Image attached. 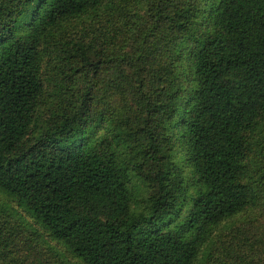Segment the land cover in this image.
I'll list each match as a JSON object with an SVG mask.
<instances>
[{
  "label": "trees",
  "instance_id": "16d2710c",
  "mask_svg": "<svg viewBox=\"0 0 264 264\" xmlns=\"http://www.w3.org/2000/svg\"><path fill=\"white\" fill-rule=\"evenodd\" d=\"M261 218L264 0H0V264H264Z\"/></svg>",
  "mask_w": 264,
  "mask_h": 264
},
{
  "label": "rangeland",
  "instance_id": "374dc122",
  "mask_svg": "<svg viewBox=\"0 0 264 264\" xmlns=\"http://www.w3.org/2000/svg\"><path fill=\"white\" fill-rule=\"evenodd\" d=\"M247 218H248V216H247ZM250 219H251V221L253 220L252 217H250ZM262 221H264L263 218L260 219V221L258 222V224L261 225L262 224Z\"/></svg>",
  "mask_w": 264,
  "mask_h": 264
}]
</instances>
